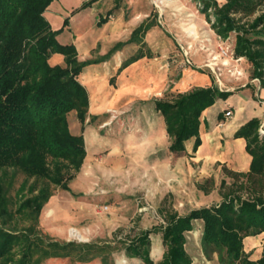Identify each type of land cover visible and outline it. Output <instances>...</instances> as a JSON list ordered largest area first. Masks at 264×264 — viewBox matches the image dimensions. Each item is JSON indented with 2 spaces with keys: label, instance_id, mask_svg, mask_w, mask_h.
<instances>
[{
  "label": "trees",
  "instance_id": "16d2710c",
  "mask_svg": "<svg viewBox=\"0 0 264 264\" xmlns=\"http://www.w3.org/2000/svg\"><path fill=\"white\" fill-rule=\"evenodd\" d=\"M53 0H0V262L1 264H41L47 259L71 258L89 262L116 249L111 243L61 242L37 231L38 217L53 191H68L69 183L79 172L86 156L83 134L71 132L67 120L70 112L84 124L88 94L78 76L91 61L79 62L73 44H61L57 36L64 27L53 30L44 12ZM97 1L87 0L74 12L89 8ZM200 11L215 34L227 39L235 34L233 54L251 66V80L264 88V0H197ZM210 16L213 17L211 20ZM108 20L99 19L98 26ZM142 23L127 42H120L108 53L125 44L140 48L122 63L121 69L146 57L142 38L153 27ZM53 54L63 57L64 66L49 64ZM150 57V56H148ZM111 84L113 79L110 80ZM231 91H221L211 84L177 93L171 99L155 101L169 138L168 151L184 154V143L194 139L193 151L201 145L199 136L202 113L217 100H227ZM260 119L251 118L234 134L245 141L250 156L246 172L225 169L235 190L224 194L219 204L193 209L186 215L166 212L164 224L141 230L122 241L127 257L153 264L150 256L151 233H161L165 251L159 264H192L185 249V234L193 222L201 220V250L205 258L216 255L219 264H264L251 260L244 252V239L264 234V134L259 133ZM7 169L21 172L25 181L15 214L31 219L28 227L18 231L6 225L12 217L7 196ZM32 183L27 186L28 181Z\"/></svg>",
  "mask_w": 264,
  "mask_h": 264
},
{
  "label": "rangeland",
  "instance_id": "374dc122",
  "mask_svg": "<svg viewBox=\"0 0 264 264\" xmlns=\"http://www.w3.org/2000/svg\"><path fill=\"white\" fill-rule=\"evenodd\" d=\"M103 2L105 10L99 14L98 20L114 12L126 22L124 24L129 25L128 30L135 24L153 23L154 26L145 34L146 44L141 45V49L146 55L144 58H157L156 62H160V65L154 71L152 82L139 74L142 73V67L134 77L138 86H143L147 81L154 84L155 80L159 82L158 79H162L158 85L160 88L144 99L130 96L113 112L103 113L100 117L88 118L86 115L83 126L74 111L68 114L71 132L83 134L86 138V157L79 172L69 183V190L53 191L52 197L41 210L36 228L43 235L61 242L111 243L116 249L113 253L109 250L104 253L106 264H144L137 258L126 256L121 250L122 241L141 230L162 226L166 212L186 215L193 209L219 204L224 194L235 190L234 180L225 169L240 171L223 160L207 164L196 160L191 154H170L167 150L170 143L168 136L157 134L155 100L171 99L177 93L213 84L221 91L232 92L227 99L231 106L223 110H230V117L236 110L233 101H240L249 116L260 115L263 108L254 86L258 82L251 80V66L244 58H236L233 54L235 34H230L227 39L219 38L200 11L197 0ZM77 8H73L70 17L63 18L62 22L67 19L68 25L71 15L78 12H74ZM210 18L213 20L212 16ZM82 21L85 23L75 25L85 24L83 30H89L92 26L91 14L88 13ZM127 31L123 30V38L128 36ZM187 75L193 78V83L185 86L181 81ZM248 102L252 107L246 105ZM259 118V133H264V113ZM109 120L110 125L104 126ZM88 139L91 141L89 145ZM6 172L7 196L12 213L6 227L20 231L33 222L15 214L21 197L26 193L19 194L25 175L11 169ZM31 183L32 179L27 186ZM71 228L81 232L84 241L69 237L67 231ZM193 230L194 225L185 234V249L192 264H219L216 255L211 260L204 257L201 238L199 255L195 244L188 240V233ZM150 240L151 259L153 264H159L165 251L161 233H151ZM263 243L264 234L245 238L244 252L251 260H257L262 254ZM41 264L104 263L100 258L89 262L55 258Z\"/></svg>",
  "mask_w": 264,
  "mask_h": 264
},
{
  "label": "crops",
  "instance_id": "0c3cea01",
  "mask_svg": "<svg viewBox=\"0 0 264 264\" xmlns=\"http://www.w3.org/2000/svg\"><path fill=\"white\" fill-rule=\"evenodd\" d=\"M85 1L87 0H63V3L59 0H53L44 12V18L53 30H58L64 27L63 18L70 17L69 14L72 9L80 7ZM103 1H97L91 7L71 15L68 25L57 36V40L61 44H73L76 47L79 62L91 61L90 64L82 69L78 76L80 84L86 89L88 94V118L100 117L103 113L114 110V108L130 96L144 99L160 88L158 85L161 84L160 80H162L158 79L159 82L155 80L154 84L147 83V81L144 82L143 86H138L134 77L142 67V73L139 74L145 75L144 78L146 80L151 79L150 81L152 82V77H155L153 75L154 71L160 65V62H156L157 58H153L152 60L141 58L126 68L121 69L122 63L140 48V45L136 43L125 44L107 56L115 45L120 42H127L133 30L142 23L132 25L128 30L129 25L124 24L126 22L117 13L113 12L112 14H108L110 18L104 24L98 26L99 14H102L105 10ZM88 13L92 17V26L89 30H83L85 24L80 26L75 25V23H85L82 20ZM124 29L128 30L126 38H123ZM142 44H146L145 35L142 38ZM48 62L51 66H64L63 57L59 54H53ZM111 79H113L112 84L110 82ZM188 84L190 83H187L185 86ZM254 86L260 95L259 103H262L263 109L260 108V115L249 116L246 107L240 101H233V106L236 110L232 117L226 118L223 110L228 109L227 106H231V103L227 100H217L214 105L202 113L200 118L199 136L201 145L196 151H193L194 139L186 141L184 143V154H191L196 160H202L207 164L223 160L227 164L236 166L240 170L239 172L247 171L250 156L245 152V141L242 138H235L234 134L251 118L260 119L259 116H263L264 88L260 87L259 82L258 84L255 83ZM250 96L252 98V93ZM250 102L246 105L252 107ZM224 120L226 122H223ZM157 122V134L167 137L163 118L158 112ZM85 141L86 138H84Z\"/></svg>",
  "mask_w": 264,
  "mask_h": 264
},
{
  "label": "bare ground",
  "instance_id": "6f19581e",
  "mask_svg": "<svg viewBox=\"0 0 264 264\" xmlns=\"http://www.w3.org/2000/svg\"><path fill=\"white\" fill-rule=\"evenodd\" d=\"M162 9H163V7H162ZM191 82H193V78H191L189 75H187L181 81V84L182 85H186L187 83H191ZM113 111L114 110H112V112ZM110 121L111 120H109L107 123H105L104 126L110 125ZM90 142L91 141L88 139L87 140V144L89 145ZM193 225H194V230L192 232L188 233V240L191 241L193 244H195L194 246L198 249L199 248V240L201 238L202 231H203V222L202 221H194ZM67 232H68V236L69 237H74V238H76V239H78L80 241H84V239H85L84 235L81 232H79L78 230H76V229H72L71 228ZM198 252H199V255H200L199 249H198Z\"/></svg>",
  "mask_w": 264,
  "mask_h": 264
},
{
  "label": "built area",
  "instance_id": "2783aa9c",
  "mask_svg": "<svg viewBox=\"0 0 264 264\" xmlns=\"http://www.w3.org/2000/svg\"><path fill=\"white\" fill-rule=\"evenodd\" d=\"M109 18H110V17H109ZM224 115H225L226 118H229V117L231 116V111H230V110L225 111ZM262 132H263V131H261V133H262ZM262 134H264V133H262Z\"/></svg>",
  "mask_w": 264,
  "mask_h": 264
}]
</instances>
